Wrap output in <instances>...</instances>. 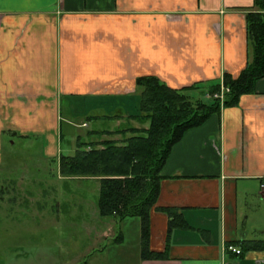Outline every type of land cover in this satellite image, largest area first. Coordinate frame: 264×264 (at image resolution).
<instances>
[{
  "label": "crops",
  "instance_id": "0c3cea01",
  "mask_svg": "<svg viewBox=\"0 0 264 264\" xmlns=\"http://www.w3.org/2000/svg\"><path fill=\"white\" fill-rule=\"evenodd\" d=\"M253 2L0 0V158L9 141L38 136L58 164L64 123L73 132L112 123L87 131L96 137L123 124L138 128V77L173 89L236 78L250 59L244 9ZM79 115L85 121L75 122ZM160 175L146 247L139 228L133 247L123 248L117 221L106 219L113 229L104 224L89 235L93 245L115 243L117 259L101 263L108 249L90 248L77 256L91 252L83 264H264V249L241 248L264 241V78L237 105L186 131ZM160 209H174L185 226L168 230Z\"/></svg>",
  "mask_w": 264,
  "mask_h": 264
},
{
  "label": "trees",
  "instance_id": "16d2710c",
  "mask_svg": "<svg viewBox=\"0 0 264 264\" xmlns=\"http://www.w3.org/2000/svg\"><path fill=\"white\" fill-rule=\"evenodd\" d=\"M244 12L250 59L236 78L224 74L221 82L173 89L155 76L138 77V113L131 118L147 126H128L100 133L98 137L97 133H88L85 139L77 136L74 154L58 157L62 177L93 183L97 180L96 208L100 217L117 222L139 219L144 248L149 213L163 178L160 171L172 147L186 131L203 125L221 107L237 105L239 98L252 93L255 83L264 78V0H254ZM205 96L209 98L204 99ZM104 135H119L121 140L101 139ZM160 211L169 218L168 230L185 226L174 209ZM241 248L264 249V241H247Z\"/></svg>",
  "mask_w": 264,
  "mask_h": 264
},
{
  "label": "rangeland",
  "instance_id": "374dc122",
  "mask_svg": "<svg viewBox=\"0 0 264 264\" xmlns=\"http://www.w3.org/2000/svg\"><path fill=\"white\" fill-rule=\"evenodd\" d=\"M62 114L64 118L68 116L65 109ZM82 116L74 121H85ZM111 124L109 121L103 126L89 123L73 132L72 128H75L64 123L59 150L72 156L77 136L85 139L87 131L108 130ZM134 125L138 128L147 126L137 122ZM126 126L123 124L120 128ZM113 138L121 140L119 135L110 139ZM79 181L60 175L57 159L44 156L41 137L14 139L1 149L0 264H83L86 260L89 263L91 252L87 258L77 256L90 248L91 251L108 249L109 257H104L101 263L117 259L115 243L102 238L93 245L95 239L89 235L104 224L108 227L102 229L114 227L116 235L122 231L123 248L133 247L140 228L139 219L128 218L119 224L115 222L117 225L112 227L107 218L98 214L97 183Z\"/></svg>",
  "mask_w": 264,
  "mask_h": 264
},
{
  "label": "built area",
  "instance_id": "2783aa9c",
  "mask_svg": "<svg viewBox=\"0 0 264 264\" xmlns=\"http://www.w3.org/2000/svg\"><path fill=\"white\" fill-rule=\"evenodd\" d=\"M260 193L262 195H264V182H262L260 184ZM224 249L227 250V251H230V252H232V253H234L236 255H239L241 253V251L238 248L234 247V246H226Z\"/></svg>",
  "mask_w": 264,
  "mask_h": 264
}]
</instances>
